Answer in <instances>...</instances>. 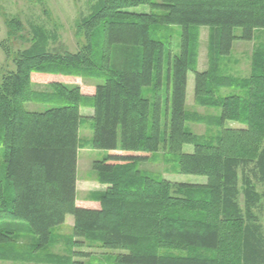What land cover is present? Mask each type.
Here are the masks:
<instances>
[{
	"label": "trees",
	"instance_id": "trees-1",
	"mask_svg": "<svg viewBox=\"0 0 264 264\" xmlns=\"http://www.w3.org/2000/svg\"><path fill=\"white\" fill-rule=\"evenodd\" d=\"M142 6L149 10H134ZM201 27H209L205 71ZM262 30L264 0H99L77 23L84 44L76 51L51 49L38 30L0 77V249L24 230L34 237L28 257L47 251L54 264H86L80 259L94 256L85 245L103 249L99 264H264L256 211L264 198V41L248 76L222 66L236 41ZM189 72L198 104L220 110L216 136L187 126ZM83 119L92 121L93 147L107 151L93 162L107 189L85 200L77 197ZM232 121L241 127H227ZM160 151L177 173L207 181L174 182L139 167ZM68 215L67 242L81 250L63 259L50 249Z\"/></svg>",
	"mask_w": 264,
	"mask_h": 264
},
{
	"label": "rangeland",
	"instance_id": "rangeland-1",
	"mask_svg": "<svg viewBox=\"0 0 264 264\" xmlns=\"http://www.w3.org/2000/svg\"><path fill=\"white\" fill-rule=\"evenodd\" d=\"M99 0H0V77L5 68H12L13 59L17 52L30 47L38 30H43L50 38L49 45L53 50H70L76 51L84 44V38L77 34L78 21L88 16ZM136 11H148L149 8L142 6L134 9ZM12 21H17L18 26L12 24ZM15 25V26H14ZM174 29H181L180 26H174ZM240 29L237 30V33ZM208 34L209 27H201V42L199 51L198 69L205 71L209 66L208 61ZM264 41V31H260L257 39L247 41H236L233 46L232 54L225 57L223 60V69L227 73L234 75L248 76L251 69V57L257 43ZM174 43L178 44V36H174ZM177 49V48H176ZM178 52V51H177ZM84 79L73 77L71 83H86ZM45 82L37 84L36 88H44ZM230 89L223 88L219 95H225ZM187 111L190 114V120L187 122L188 128L197 135L216 136L219 133L220 127L215 121V117L220 114V110L215 107L201 106L198 104L195 88V74L189 72L188 88H187ZM31 110L37 109V105L29 104ZM91 112V111H89ZM86 113L85 111L83 114ZM85 115V114H84ZM88 116V114H87ZM227 127H241L239 122H226ZM92 121L83 119L81 122L79 139L80 149L78 153L79 170L78 177L80 180V192L77 197L82 200L92 198L94 193L101 192L107 189V185L100 183L97 180V175L93 170V162L103 159L107 155V151L98 150L93 147ZM186 152H193V145H185ZM169 156L165 155L164 151H160L154 155L150 161L139 164L143 170L149 171L151 174L159 175L164 179L186 183H205L206 177L179 174L174 170V164L168 161ZM5 170L4 149L0 146V175ZM90 185V186H89ZM258 189L261 190L260 185ZM86 197V198H85ZM242 201V199H241ZM259 222L264 230V198L256 208ZM7 228L15 227V229L24 228L20 221H6ZM10 223H12L10 225ZM24 230L18 231L17 241L13 244H7L1 247V251L7 254L0 256V264H54L48 262V253L39 252L33 256L27 253H33L34 237ZM74 232V217L68 215L63 225L56 228V236H62L61 239L51 247V252L58 254L64 259L72 254L75 250L85 251L93 254L92 259L89 257L81 258L86 264H99L104 258V251L97 246L85 245L77 248L74 244H68L67 240L72 237ZM32 243V244H31ZM20 249V254H18ZM43 253V254H41ZM188 254L187 251L179 252ZM26 254V255H25ZM1 255V253H0ZM20 255V256H19ZM32 255V256H31ZM37 256V257H36ZM102 257V258H101ZM92 260V261H91ZM57 264V263H56Z\"/></svg>",
	"mask_w": 264,
	"mask_h": 264
},
{
	"label": "crops",
	"instance_id": "crops-1",
	"mask_svg": "<svg viewBox=\"0 0 264 264\" xmlns=\"http://www.w3.org/2000/svg\"><path fill=\"white\" fill-rule=\"evenodd\" d=\"M86 112V113H84L83 114V112ZM89 111H91V112H89ZM81 112H82V115L83 116H87V114H88V116H91V115H93V110L91 109V108H82V110H81ZM78 170H79V158H78V165H77V195H78V193L80 192V182L82 181V180H80V178L78 177ZM90 186V185H89ZM86 198V197H85ZM82 199V198H81ZM74 217V216H73ZM67 218H68V216H67Z\"/></svg>",
	"mask_w": 264,
	"mask_h": 264
}]
</instances>
